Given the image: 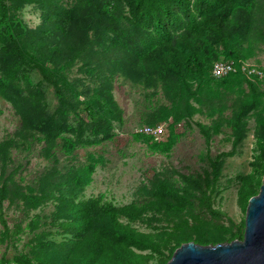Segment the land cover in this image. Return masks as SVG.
Returning <instances> with one entry per match:
<instances>
[{
	"label": "trees",
	"instance_id": "16d2710c",
	"mask_svg": "<svg viewBox=\"0 0 264 264\" xmlns=\"http://www.w3.org/2000/svg\"><path fill=\"white\" fill-rule=\"evenodd\" d=\"M27 6L41 12L35 28L17 18ZM0 45V95L21 121L14 135L0 142V205H23L27 215L48 203L54 206L50 214H36L30 221L29 254L3 258L0 264H167L189 242L214 246L243 239L241 229L233 233L225 226L201 223L193 205L197 199L210 200L205 189L197 197L157 177L147 189V200L116 209L102 198L77 202L58 187V195L29 187L27 192L6 174L14 153L37 138L48 149L60 139L68 151L88 142L86 132L93 142L112 140L125 114L114 95L118 79L152 90L154 97L164 94L172 107L166 109L159 99V107L140 126L155 127L172 117L170 137H176L175 127L187 112L183 103L194 97L203 116L215 124L228 121L235 146L246 139L254 120L258 163L264 168V107H258L264 89L256 76L241 70L264 52V0H74L69 7L62 0H0ZM219 61L235 62L238 71L215 78L213 67ZM34 71L43 77L39 85L30 79ZM75 71L81 77L73 76ZM238 79L247 81L251 94L234 96L232 117H223L222 90ZM43 83L54 89L58 103L53 110ZM199 126L211 140L210 127ZM134 137L165 152V144L153 137ZM223 157L209 158L212 186L221 180ZM183 179L188 185L190 179ZM261 185L255 176L245 177L241 201L248 205ZM138 224L152 232L139 231ZM52 229L66 238L60 243L49 240Z\"/></svg>",
	"mask_w": 264,
	"mask_h": 264
},
{
	"label": "rangeland",
	"instance_id": "374dc122",
	"mask_svg": "<svg viewBox=\"0 0 264 264\" xmlns=\"http://www.w3.org/2000/svg\"><path fill=\"white\" fill-rule=\"evenodd\" d=\"M73 2L74 0H62L65 7ZM17 18L30 28H35L41 23V12L33 6H27L17 14ZM249 62L264 64V52L257 53ZM73 76L81 77L77 71ZM30 79L33 85L43 82V77L36 71L30 74ZM43 84L53 110L58 103L54 89ZM196 89L197 84L194 83L192 90ZM151 92L152 90L144 91L130 81L118 79L114 95L125 114L123 124L116 125V136L112 140L93 142L90 133L86 132L84 140L88 142L68 151L64 141L60 139L56 147L48 149L44 141L37 138L29 148L14 153L13 163L8 167L6 176L13 177L27 192L29 187L35 193L46 189L58 195L54 192L58 187L64 193H70L77 202L102 198L116 209L147 200V189L158 177L174 181L176 189L181 193L192 191L198 197L200 188L207 190L210 200L197 199L193 205L195 215L201 223L225 226L233 233L240 229L244 231L248 205L239 196L241 183L250 175L262 182L264 179V168L258 163L260 153L256 148L255 121L250 120L246 139L235 146L233 130L228 121L215 124L211 118L203 116L198 112L200 105L194 97L183 103L187 112L184 111L182 121L175 127L176 137H170L173 119L169 117L168 122H164L165 136L153 138L154 142L165 144V152L153 150L150 144L135 138L134 134L147 115L159 107V99L166 109H170L172 104L163 93L154 97L150 95ZM222 92L225 98L219 106L225 104L223 117L226 118L232 117L230 105L234 96L251 94L245 79L233 80ZM258 105L259 108L264 107V97ZM190 110L193 112L192 117L188 113ZM255 111V108L251 110L252 113ZM199 124L210 127L211 140H207ZM20 125L15 108L0 95V142L14 135ZM63 137H71V134ZM217 156H224L223 170L220 182L212 186L209 158ZM183 177L190 179L188 185L184 183ZM53 210L52 203H48L27 215L23 205L17 207L9 201L0 205V260L5 258L11 261L22 253L29 254L33 238L28 229L30 221L36 214L47 215ZM122 221L126 223V220ZM135 227L142 232H152L145 225L138 224ZM52 232L54 233L49 236V240L60 243L66 238L53 229ZM229 236L231 235L227 238ZM227 242H230L229 239L225 241ZM134 250L142 255L151 254L140 248Z\"/></svg>",
	"mask_w": 264,
	"mask_h": 264
},
{
	"label": "water",
	"instance_id": "95a60500",
	"mask_svg": "<svg viewBox=\"0 0 264 264\" xmlns=\"http://www.w3.org/2000/svg\"><path fill=\"white\" fill-rule=\"evenodd\" d=\"M167 264H264V179L258 195L249 200L242 240L214 246L189 242Z\"/></svg>",
	"mask_w": 264,
	"mask_h": 264
},
{
	"label": "built area",
	"instance_id": "2783aa9c",
	"mask_svg": "<svg viewBox=\"0 0 264 264\" xmlns=\"http://www.w3.org/2000/svg\"><path fill=\"white\" fill-rule=\"evenodd\" d=\"M241 70L248 76H256L260 81L262 89H264V65L258 67L249 62L246 63V65H243ZM237 71L238 69L235 62L219 61L214 64L213 76L215 78H223L231 73H236ZM136 133L159 139L165 136L166 127L164 124H159L155 127L144 125L138 127Z\"/></svg>",
	"mask_w": 264,
	"mask_h": 264
},
{
	"label": "crops",
	"instance_id": "0c3cea01",
	"mask_svg": "<svg viewBox=\"0 0 264 264\" xmlns=\"http://www.w3.org/2000/svg\"><path fill=\"white\" fill-rule=\"evenodd\" d=\"M251 63V62H250ZM252 64H254V63H252ZM262 65H264V64H262Z\"/></svg>",
	"mask_w": 264,
	"mask_h": 264
}]
</instances>
